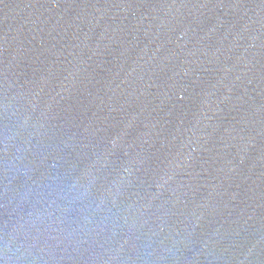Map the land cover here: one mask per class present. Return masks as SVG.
Masks as SVG:
<instances>
[{
  "label": "water",
  "instance_id": "water-1",
  "mask_svg": "<svg viewBox=\"0 0 264 264\" xmlns=\"http://www.w3.org/2000/svg\"><path fill=\"white\" fill-rule=\"evenodd\" d=\"M0 264H264V0H0Z\"/></svg>",
  "mask_w": 264,
  "mask_h": 264
}]
</instances>
